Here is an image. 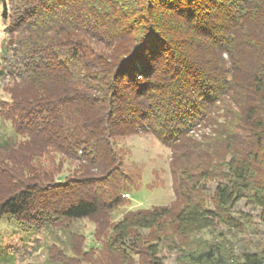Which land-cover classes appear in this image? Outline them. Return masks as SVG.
<instances>
[{"label":"trees","instance_id":"1","mask_svg":"<svg viewBox=\"0 0 264 264\" xmlns=\"http://www.w3.org/2000/svg\"><path fill=\"white\" fill-rule=\"evenodd\" d=\"M0 4L7 26L0 48V222L37 238L84 220L96 225L97 247L86 250L84 236L67 231L60 243L73 255L53 245L51 264H166L165 253L175 252L174 264H264V249L239 254L222 232L252 224L248 214L243 225L233 217L240 201L259 210L264 224V0ZM52 30L81 39L36 37ZM93 44L117 46L105 53ZM249 52L256 70L244 84L238 75ZM46 65L66 79L63 96L53 98L35 81ZM4 80L33 83L43 94L16 97ZM122 84L132 91L124 93ZM227 97L238 113L229 115L219 138L180 158H194L186 162L198 170L195 195L172 170L177 200L185 196L187 206L130 211L114 222L139 178L125 162L121 140L146 129L176 160L190 131ZM61 158L76 169L59 181L53 171L62 168ZM215 178L211 209L200 184ZM205 229L218 232V242L196 237Z\"/></svg>","mask_w":264,"mask_h":264},{"label":"rangeland","instance_id":"2","mask_svg":"<svg viewBox=\"0 0 264 264\" xmlns=\"http://www.w3.org/2000/svg\"><path fill=\"white\" fill-rule=\"evenodd\" d=\"M3 13L4 9L0 4V48L6 37L5 31L7 27L4 23ZM54 31L55 30H52L46 34L40 33L37 34L36 37H45L46 39L48 37L55 38L56 40L59 39V41H64L69 38H72L73 40L81 39V37H76L72 31L67 33L68 35L71 34L70 36H66L62 33L56 35ZM106 46V44H100L98 46H95V44H93V46L91 45V47L105 53L112 52L117 45L115 44L113 47ZM251 52L253 51L251 50ZM252 54L253 53L250 52L247 54L245 62L243 61L245 63V69L242 70V73L238 75V78L240 77L241 82L244 84H246V80L252 78L254 71L256 70V63H254L251 59ZM224 58H229L227 53L224 55ZM41 64H45L42 59ZM46 66L47 68L44 69L41 77H37L35 81H40V83H42L40 85H42L47 90V93L50 92L48 94L53 96V98L63 96L65 94L64 87L66 79H63L61 74H58V72H56L51 65ZM160 71L163 72L162 69ZM1 84L7 89L9 86V90H11L14 86L12 91H14L13 93L16 97H34L43 94L42 92L35 89V85H33V83L28 86L20 85L17 87L16 84L9 83V80H4L1 82ZM120 86L122 87L124 93H129L132 91L129 84L128 86L130 88H125L124 84ZM7 97L10 96L6 94L5 98ZM237 113V104L231 99V97L225 98L206 124L193 128L190 131V133L187 135V145L175 153L178 156L176 160L173 158L175 151L163 145L153 135L145 132L146 129H144V131L136 129L135 134L122 139L120 142V148L125 152V162L127 163V166L130 169L137 170L138 172V187L137 189H134L130 195L126 194L124 196L128 201V204L127 206L116 210L112 215V220L114 222H118L126 213L130 211L150 210L154 207H168L173 209L175 212L183 210V208L187 206V202L185 201L186 198L184 196L183 199L177 200L174 187V185H176L174 184V179L176 176L175 174H172V170L175 168L176 170H179L181 176L183 174L186 177V180L182 178L180 180V182L183 183L185 189H191L194 184L196 185L198 180H196L194 174H196L198 170L194 168V166H188L186 162L191 158H180L183 156L184 152L193 154L197 150H201V147H203V145L206 143L213 142L214 139L219 138L221 129L230 120L229 115H236ZM219 153L221 154L222 151ZM225 158L226 163L227 161L229 162L230 158ZM61 159L63 161L62 168H57L53 171L59 181L64 180L66 176L71 174L76 169L74 166L75 164L69 162L68 160L64 161L63 158ZM193 160L194 158L191 159V161ZM207 160H209L211 164L212 162L213 164H216L215 160L212 158H207ZM183 163L186 164L183 165ZM218 163L221 165L222 161H219ZM220 169L227 170L224 166H222ZM218 181L219 179L215 178L210 182H206L204 185L201 183L200 185L203 188L198 185L201 188L202 198L204 201H207V204L211 209L213 207L212 195L215 191ZM197 189L198 188H192L190 195H195L198 191ZM185 193L189 195L187 190ZM243 214L250 215V219L252 220V224L250 226H246L244 224ZM233 217L237 221H240L242 225L244 224L242 229L225 228L222 230V232L226 234L227 237L232 239V242L237 245V252L242 254L244 251L258 252L261 251V249H264V224L260 219V211L254 209L251 206H247L244 201H240L236 204L233 210ZM95 227L96 225L92 221L84 220L72 225V227L67 231L82 234L85 240L84 243H86L85 248L86 250H89L92 247H97L98 245L96 237L94 236ZM169 231L170 229L167 230V232ZM21 232L22 231L19 230L17 224L12 221L0 222V247L5 249L4 251H0V264H51L49 261L48 248L52 247L53 245H59L63 249H66V253L73 255V251L68 247V244L63 246L60 243L66 241L67 236L66 232L64 231L55 230L48 232L44 234L42 238L30 236L31 233L29 232L26 234ZM217 236L218 232L213 231L212 229H205L200 231L196 237L203 239V241L216 243L218 242ZM175 253H165L164 260L166 264H174L176 259Z\"/></svg>","mask_w":264,"mask_h":264}]
</instances>
